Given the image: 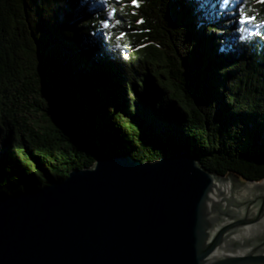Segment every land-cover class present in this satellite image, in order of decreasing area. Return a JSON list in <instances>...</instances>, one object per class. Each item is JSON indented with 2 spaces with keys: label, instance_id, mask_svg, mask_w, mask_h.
I'll return each mask as SVG.
<instances>
[{
  "label": "trees",
  "instance_id": "obj_1",
  "mask_svg": "<svg viewBox=\"0 0 264 264\" xmlns=\"http://www.w3.org/2000/svg\"><path fill=\"white\" fill-rule=\"evenodd\" d=\"M121 3L125 50L104 39L95 0H0V199L121 152L184 150L217 176L264 180V36L241 43L235 3ZM240 6L264 20V4Z\"/></svg>",
  "mask_w": 264,
  "mask_h": 264
},
{
  "label": "water",
  "instance_id": "obj_2",
  "mask_svg": "<svg viewBox=\"0 0 264 264\" xmlns=\"http://www.w3.org/2000/svg\"><path fill=\"white\" fill-rule=\"evenodd\" d=\"M198 161L98 156L1 198L0 264H264V186Z\"/></svg>",
  "mask_w": 264,
  "mask_h": 264
},
{
  "label": "snow or ice",
  "instance_id": "obj_3",
  "mask_svg": "<svg viewBox=\"0 0 264 264\" xmlns=\"http://www.w3.org/2000/svg\"><path fill=\"white\" fill-rule=\"evenodd\" d=\"M187 2L196 6L195 12L197 14L205 11L202 5L205 4L206 0H187ZM212 2L215 3L216 0H212ZM256 2L264 4V0H256ZM95 3L99 9V27L104 35V39L107 41H115L114 47L125 50L126 45L121 44L120 41H125L126 37L130 33L122 28L125 21L118 18L117 6L121 8V14H123V7H127L129 5L122 4L121 0H95ZM141 3L142 0H130V6L134 9L139 8ZM220 3H227L229 5L235 3L237 5V9L232 11V17L229 18L228 24L234 27L235 32L237 33V38L241 41V43L247 42V38H250L251 35H253L251 32L252 28L257 29V32L254 33L255 35L264 36V31H261L264 30V20L256 22L255 15H248V12L251 11V9L246 11L245 7L240 6L246 4V0H220ZM132 15H136V13L133 12ZM144 22L145 21L142 16L140 19L135 21L137 26L143 24ZM128 28H131V23L128 24ZM143 46L144 45H141V47ZM135 50L138 51L139 49L137 48ZM125 59H127V56H125Z\"/></svg>",
  "mask_w": 264,
  "mask_h": 264
},
{
  "label": "rangeland",
  "instance_id": "obj_4",
  "mask_svg": "<svg viewBox=\"0 0 264 264\" xmlns=\"http://www.w3.org/2000/svg\"><path fill=\"white\" fill-rule=\"evenodd\" d=\"M233 5H234V3L230 4L231 7H232ZM236 178L240 179L239 177H236ZM240 181H242V180H240ZM257 184H263V186H264V180H263L261 183H257Z\"/></svg>",
  "mask_w": 264,
  "mask_h": 264
},
{
  "label": "bare ground",
  "instance_id": "obj_5",
  "mask_svg": "<svg viewBox=\"0 0 264 264\" xmlns=\"http://www.w3.org/2000/svg\"><path fill=\"white\" fill-rule=\"evenodd\" d=\"M250 184H254V183H250ZM254 185H260V186H263V184H254Z\"/></svg>",
  "mask_w": 264,
  "mask_h": 264
}]
</instances>
